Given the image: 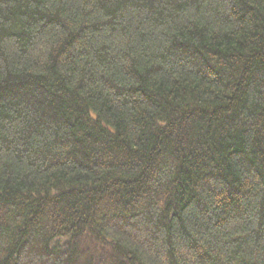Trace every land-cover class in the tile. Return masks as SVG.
Returning <instances> with one entry per match:
<instances>
[{
	"label": "trees",
	"instance_id": "obj_1",
	"mask_svg": "<svg viewBox=\"0 0 264 264\" xmlns=\"http://www.w3.org/2000/svg\"><path fill=\"white\" fill-rule=\"evenodd\" d=\"M0 264H264V0H0Z\"/></svg>",
	"mask_w": 264,
	"mask_h": 264
}]
</instances>
